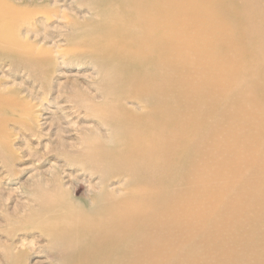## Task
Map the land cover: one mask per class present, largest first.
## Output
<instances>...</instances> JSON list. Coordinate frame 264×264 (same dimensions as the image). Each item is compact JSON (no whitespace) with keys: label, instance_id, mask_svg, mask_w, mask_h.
<instances>
[{"label":"bare ground","instance_id":"1","mask_svg":"<svg viewBox=\"0 0 264 264\" xmlns=\"http://www.w3.org/2000/svg\"><path fill=\"white\" fill-rule=\"evenodd\" d=\"M14 1L21 0H0V54L16 52L23 59L14 56L11 67L29 68L35 78H44L41 71L50 59L44 56L47 51L42 45L31 44L36 37L34 27L26 35L12 36L9 25L15 19L11 15ZM191 1L87 0L84 3L92 19L70 23L76 32L89 28L84 43L91 47L83 46L81 53L92 65L97 63L100 77L94 83L102 96L92 108L108 134L99 139L81 137L84 147L74 150L66 145L69 153L61 154L98 175L99 191L83 198L88 205L75 198L72 184H64V172H56L52 182L49 177L51 188L48 182L42 184L46 187L43 191H52L51 195L29 215L47 221L55 264H176L179 256L192 262L193 242L212 231L210 218L223 205L219 191H225L235 206L241 194L251 193L253 200L264 201L262 183L243 184L253 172L242 162L246 149L240 148L236 136L235 152L212 146L215 155H237L222 159L213 171H202L209 165L201 160L204 152L200 150L218 130L209 124L210 115L217 113L226 122L245 120L248 102L264 111V0H193L196 7L189 10ZM168 4L174 11H168ZM185 12L194 21L212 19L208 21L211 29L206 31L217 36L220 44L215 47L223 49L227 44L232 49L230 60L218 61L214 51L209 56L201 54L214 67L200 72L188 66L194 62L187 59V52L199 54L193 37L190 40L184 32L174 31L168 22L172 16L179 29H188L190 24L195 33L194 24L180 19ZM234 21L240 22L239 35ZM211 22L219 23L222 33L215 31ZM224 34L229 37L225 44L221 42ZM171 59H176L182 70L171 67ZM228 73L233 77L219 93L218 89L214 92L211 83ZM76 85L77 90L79 83ZM235 90L243 93L237 100L232 99ZM223 104L231 111H224ZM249 142L256 147L264 145V119ZM116 173L121 175L116 184L128 186L125 193L105 190ZM225 174H230L225 182H214ZM13 254L6 253L5 261L20 264L22 257Z\"/></svg>","mask_w":264,"mask_h":264},{"label":"rangeland","instance_id":"2","mask_svg":"<svg viewBox=\"0 0 264 264\" xmlns=\"http://www.w3.org/2000/svg\"><path fill=\"white\" fill-rule=\"evenodd\" d=\"M86 1L57 0L56 5L54 0H21L13 3L15 12H11V15L15 19L9 25L13 38L19 33L26 35L34 27L32 33L36 37L30 43L38 48L44 47L47 51L44 56L50 59V63L44 65V72L41 71L44 78L37 79L34 71L29 68L11 67V58L14 56L23 59L16 52L0 54V98L3 96L0 100V264H8L5 261L6 253L21 256L18 261L20 264H55L47 221L29 215L36 209V205L51 195L52 191H43L46 187L42 184L49 183L47 187L51 188L52 179L58 176L56 172H64V184H72L73 195L82 199V205H88L83 198L99 191L96 185L98 175L83 170L82 165L67 161L61 155L69 153L70 148L67 146H73L74 150L84 147L82 140L85 137L99 139L108 134V129L101 127L99 118L94 114L96 111L92 108L94 103L101 101L102 96L98 85L94 83L99 80V69L97 63L96 66L92 65L86 54L81 53L83 46L91 47L84 43L88 40L85 32L89 28L76 32L70 24L92 19V12L84 3ZM195 7L192 0L189 10ZM233 10L231 5L230 12ZM168 11H174L172 4H168ZM180 19L185 24H194L196 28L195 33L189 29L190 24L188 29H179L173 17H169V27L184 32L190 40L193 37V44L199 54L187 52V59L194 62L188 65L190 68L203 72L206 68L214 67L201 54L209 56L215 51L214 58L221 62L230 60L234 55L227 44L223 49L215 47L220 44L217 36L206 31L207 27L211 29L209 22L212 19L206 18L209 22L204 19L194 21L187 17L186 12ZM239 23H232L236 35H239ZM211 25L219 34L222 33L219 23L211 22ZM228 40L226 34L221 37L224 44ZM56 51L64 55L63 59L57 57ZM169 63L171 67L182 70L176 59H171ZM232 77V73H228L224 79L213 81V91L217 92L218 89L219 93ZM78 83L79 89L76 90ZM240 95L235 90L232 99L237 100ZM183 101L186 104V100ZM83 104L88 105L89 109H85ZM202 110L206 114L211 112ZM223 110L231 111V107L223 104ZM244 113L245 120L231 122H226L217 113L209 116V124L218 130L200 148L204 152L201 160L209 165L208 169L202 171H213L216 164L228 156L237 158L236 153L215 155L212 147L218 144L222 152H235L233 137L236 136L240 148L246 149L242 153V162L253 172L252 175L248 174L243 184L246 187L257 183L264 185V145L256 147L249 142V136L257 131V125L264 119V111L258 105L248 102ZM119 174L111 175L105 190L128 191L125 183L116 184L121 178ZM227 175L230 174L214 182H225ZM238 196V205L235 206L225 196V191H219L218 197L223 205L210 218L212 231L193 242L195 253L192 262L179 256L176 264H264V257H261L264 253V201L260 198H254V201L251 193ZM244 206L247 208L243 209ZM212 241L214 243L211 245Z\"/></svg>","mask_w":264,"mask_h":264}]
</instances>
